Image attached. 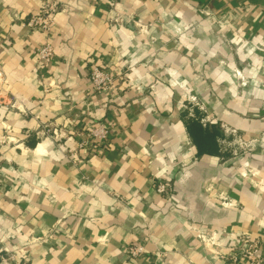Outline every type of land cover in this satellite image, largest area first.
Returning <instances> with one entry per match:
<instances>
[{
	"label": "crops",
	"instance_id": "obj_1",
	"mask_svg": "<svg viewBox=\"0 0 264 264\" xmlns=\"http://www.w3.org/2000/svg\"><path fill=\"white\" fill-rule=\"evenodd\" d=\"M44 1L0 0V256L243 264L248 234L264 260V0H52L48 67L26 26Z\"/></svg>",
	"mask_w": 264,
	"mask_h": 264
},
{
	"label": "built area",
	"instance_id": "obj_2",
	"mask_svg": "<svg viewBox=\"0 0 264 264\" xmlns=\"http://www.w3.org/2000/svg\"><path fill=\"white\" fill-rule=\"evenodd\" d=\"M58 3L52 0H46L42 3L40 11L32 16L26 26L43 35L45 43L37 50V57L41 66L48 67L52 64L55 55V49L50 41L51 31L56 23L58 15ZM2 73H0V76ZM90 80L93 88L100 93H109L114 86L115 76L111 72L96 68L90 73ZM110 128L108 124L102 123L91 130L88 134L80 138L78 148L87 151H94L108 143ZM80 137V136H79ZM157 191L160 194L167 195L169 187L163 181H160L157 186ZM5 254L0 256V264H14L18 257L5 249ZM235 251L243 259V264H263L261 256L260 240L252 238L250 235H243L236 244ZM145 253V245L141 243L132 244L127 248V255L130 259H137Z\"/></svg>",
	"mask_w": 264,
	"mask_h": 264
},
{
	"label": "trees",
	"instance_id": "obj_3",
	"mask_svg": "<svg viewBox=\"0 0 264 264\" xmlns=\"http://www.w3.org/2000/svg\"><path fill=\"white\" fill-rule=\"evenodd\" d=\"M189 132H190V134H191L192 139H193L194 141H196V137H194V134H193V131L191 130V128H190ZM197 143H198V145H199L200 147H205V146H206V143H205V142H204L203 146L200 144L199 141H198Z\"/></svg>",
	"mask_w": 264,
	"mask_h": 264
}]
</instances>
